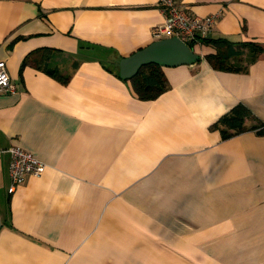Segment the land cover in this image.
<instances>
[{
  "label": "crops",
  "instance_id": "1",
  "mask_svg": "<svg viewBox=\"0 0 264 264\" xmlns=\"http://www.w3.org/2000/svg\"><path fill=\"white\" fill-rule=\"evenodd\" d=\"M160 0H0V149L47 166L8 193L0 158V264H264V134L213 129L237 104L264 124V0H177L219 15L209 36L255 52L238 72L162 67L140 100L119 62L155 40ZM53 50L66 84L24 58ZM22 69V70H21Z\"/></svg>",
  "mask_w": 264,
  "mask_h": 264
},
{
  "label": "trees",
  "instance_id": "2",
  "mask_svg": "<svg viewBox=\"0 0 264 264\" xmlns=\"http://www.w3.org/2000/svg\"><path fill=\"white\" fill-rule=\"evenodd\" d=\"M196 44L197 42H193L190 47L194 49ZM198 44L214 48L215 52L204 56V58L213 69L227 72L241 71L234 60L245 54L244 48L249 47L253 52L259 48L255 43L236 44L225 37L215 38L211 36L199 40ZM52 52L51 49H38L30 52L22 62V69L26 66L40 69L60 83L66 84L69 76H63L58 67H51L49 64ZM128 81H130L136 96L143 101L154 100L169 89L168 80L162 67L155 64L142 67L138 74ZM212 128L221 132L223 140L246 131L256 130L258 134H264V124L242 103L237 104L223 115L212 125Z\"/></svg>",
  "mask_w": 264,
  "mask_h": 264
},
{
  "label": "built area",
  "instance_id": "3",
  "mask_svg": "<svg viewBox=\"0 0 264 264\" xmlns=\"http://www.w3.org/2000/svg\"><path fill=\"white\" fill-rule=\"evenodd\" d=\"M159 8L164 19L160 25L152 28L151 34L155 41L177 37L188 45L193 42L198 44L199 40L209 37L219 18L218 14L201 17L188 4L177 0H160ZM16 91L17 85L12 81L6 63L0 61V93ZM4 154L9 155V194L14 193L28 177L42 175L47 166L32 153L19 147L0 149V158Z\"/></svg>",
  "mask_w": 264,
  "mask_h": 264
},
{
  "label": "water",
  "instance_id": "4",
  "mask_svg": "<svg viewBox=\"0 0 264 264\" xmlns=\"http://www.w3.org/2000/svg\"><path fill=\"white\" fill-rule=\"evenodd\" d=\"M201 59L199 53L177 37L152 42L129 57L120 60V76L129 80L144 66L155 64L161 67L192 65Z\"/></svg>",
  "mask_w": 264,
  "mask_h": 264
}]
</instances>
